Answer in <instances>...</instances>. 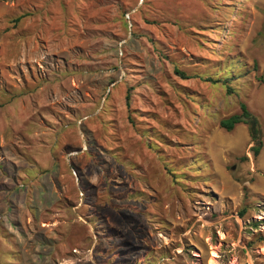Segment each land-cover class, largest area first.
I'll return each mask as SVG.
<instances>
[{
  "label": "rangeland",
  "instance_id": "1",
  "mask_svg": "<svg viewBox=\"0 0 264 264\" xmlns=\"http://www.w3.org/2000/svg\"><path fill=\"white\" fill-rule=\"evenodd\" d=\"M0 264H264V0H0Z\"/></svg>",
  "mask_w": 264,
  "mask_h": 264
},
{
  "label": "trees",
  "instance_id": "2",
  "mask_svg": "<svg viewBox=\"0 0 264 264\" xmlns=\"http://www.w3.org/2000/svg\"><path fill=\"white\" fill-rule=\"evenodd\" d=\"M241 124L249 127L251 139L256 143L253 149L255 154L258 155L263 147L260 122L258 117L254 115L244 103L241 104V112L221 120L220 127L231 132Z\"/></svg>",
  "mask_w": 264,
  "mask_h": 264
}]
</instances>
